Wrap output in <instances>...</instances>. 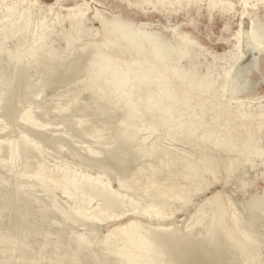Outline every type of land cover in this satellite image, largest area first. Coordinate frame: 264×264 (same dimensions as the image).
<instances>
[{"label": "bare ground", "instance_id": "bare-ground-1", "mask_svg": "<svg viewBox=\"0 0 264 264\" xmlns=\"http://www.w3.org/2000/svg\"><path fill=\"white\" fill-rule=\"evenodd\" d=\"M4 1L5 0H2L1 2ZM26 1L27 0H21V3ZM203 1L204 0H122V2L128 3L130 7L142 12V14H146L148 10H152L159 14H163L167 20L170 19L173 14H177L181 9H186L187 13H189L190 11L187 10L189 6H198V4ZM34 2L31 1L30 4L37 3V1ZM240 2L244 6L241 18L250 19V36L248 35L250 43L254 44V46L262 44L261 40L264 37V24H261V21L258 20L260 17L258 18V16L261 12H264V0H240ZM207 8L208 12L217 13L225 17L228 12L232 11L233 4L220 0H208ZM33 11V7H29L23 14L17 12L19 14H17L19 19L17 22L15 21L16 18L15 20L13 19L15 23L13 20L11 23L7 20L6 23L1 24V19L0 35L1 37L3 36L1 41L16 39L18 34H22L20 36L25 38L24 40L22 39L25 41L28 34H30L29 28L31 24L34 25L32 23V17L34 16ZM3 13V18H11L10 16L12 14L16 16V9L14 6L6 7ZM95 18L101 21L103 39L101 44L95 45L96 48L93 47L92 52L90 51L92 53L90 56V67L94 74L92 77H99L101 82L100 86L94 89V92L91 91L94 100L104 97H109L112 100L121 98L124 100L121 105L123 110L127 111L128 114L130 112H136L135 115L138 114L146 118L151 116V111L154 110L162 113L163 121H168L170 119L174 120L176 116L179 121L170 129V136L173 143L182 142L186 139L198 138L201 141L212 143V145L216 147L215 153L212 151L214 154L210 153L209 157H205L206 160L201 158L202 161L199 163L192 160L191 156L184 155L182 162L176 165L173 163L174 161H169L168 158L171 156L169 151L178 155L179 152L166 147L163 139H157L155 143L153 142L154 145L150 142L153 147L151 145L152 148L149 152V146L146 147L149 159L154 158L155 155L158 157L159 155L165 156L169 154L168 158L166 157L167 155L165 157L170 163H173V165L175 164L174 168H172L170 163L166 162L165 159L164 171L160 173L152 172L150 170L152 165H149L150 168L148 167L149 169L147 168V170L151 171L150 174L148 173L147 175L146 173L144 176L137 179V176L143 171V168H145L143 166V168H140L138 172H136V175H134L130 181L119 178V188L113 189L111 184L106 182L107 171L113 169L116 165L117 167L120 166L123 171L126 165L125 160H119L116 157L117 154H112V156H108L109 158L103 160L99 157L101 156L100 153L90 150L89 154H87L88 159L79 156L74 157L73 159H75V161L73 160L71 163L63 164L57 161L53 167H49L44 163H37L33 166L32 163L28 162L29 153L35 149L34 147L37 146L38 143L34 141H32V143L29 142L27 136L24 135L23 138L26 139L23 140L19 138V140L11 141L5 136L0 135V146L6 145L8 147L12 155L10 164H13L15 168L18 169L16 173H18L21 179L34 171L31 176L35 181L33 183L34 187L37 188V186H41L44 189L42 190L46 193L55 190H63L62 193L67 199L74 200L75 208H73V210L75 211V217L89 224L88 226L92 225L94 234L98 231L97 225L100 226V224H105V222L113 225V229L111 228L112 230L104 236L103 241L101 238L100 239L106 246L107 253H104H106L108 258L113 259L114 263L163 264L167 261L173 264H217L218 256L216 252H214V248L208 247L210 248L208 251L200 250V246L210 243L208 242L210 239L206 241L205 238L204 242L206 241L207 243L202 241L203 244L199 241L201 243V245H199L200 243H195V238H193L195 240L194 242L191 240V237H195L192 236L194 233L189 232L185 238L183 237L184 241H178L179 232H174L170 229L172 224L169 221L176 213L184 211V208L187 207L196 196L203 194L210 186L220 182L217 176L220 170H225L228 175V180L230 176L241 167V163L244 162L245 159L248 160V158L254 154H264V146L261 145L262 148H259V142L264 139V106L260 103L259 106L255 107L250 102L244 99L241 100L240 98L241 95L247 94V89L251 90L256 88L253 87L251 77L249 78V76H251L252 70H258L260 59L255 57V59L251 60V63L249 62L250 64L245 67L246 71H244L246 75L243 73L242 69V74L245 76L244 89L240 86H236L233 79V73H235L243 54L240 49V41L244 32L243 23L240 24V29L236 31L234 35L236 42L230 48V52L221 60L222 63L219 64V57L212 56L213 61L210 62L206 56L208 54H206V49L199 47L198 43L194 41L189 34L190 31L187 32L179 29L180 25L178 24L170 25L169 28L167 27L165 33L164 31L147 27L148 25L145 23H137L136 20L132 18H125L120 15H113L110 18H106L98 11L95 14ZM85 19L86 12L82 9V6H77L70 8L68 15L65 16L64 19L58 20L59 23L69 21L73 28L70 34H60V36L67 38V47L72 46L74 43V39L82 28ZM45 24H35L34 32H31L32 45L30 48L33 49L32 54L36 53L35 55H37L34 49L44 50L52 43L49 39L51 31L47 33L48 27L46 28ZM169 29L170 32L168 31ZM22 43L24 44L26 42ZM87 47H83L84 50ZM51 49L52 51L44 50V53L45 51L48 52L47 56L53 58L58 52L54 53L56 50L53 48ZM43 50L41 51L42 53ZM22 57L24 56L23 54L21 55V53L15 56L17 61H21ZM186 60L188 61L187 64H185ZM242 68L244 67L242 66ZM239 74L241 75V73ZM248 86L249 88H247ZM95 87H97V85ZM263 97L257 98L262 99ZM0 100L2 99L0 98ZM106 103L108 104V102ZM131 115H127L128 117L124 122L122 121L123 123L118 130L120 132L119 140H122L123 144L128 143L132 138H138L137 135L134 136L131 133V130H133L132 128L135 126L132 120L133 116ZM153 118L154 117H152V119ZM150 119L151 118L147 119L149 122L141 129L150 130L155 134L156 125L155 122ZM21 120L29 122L37 127L41 126L43 129H48L51 125L50 123L38 125L39 123L37 120L30 117L29 114L22 116ZM159 125L161 126V123ZM162 126L164 127V125ZM135 133L138 132L135 131ZM41 140L50 144H54V142L56 144H61V142L66 141L63 135L57 134L56 130L53 131V134L48 138H41ZM40 142L42 141L39 140V144ZM104 143L105 142L100 143L101 147H105ZM260 144H263V142ZM231 149L234 153L233 158L230 157V159L226 156V159L218 157L219 155L217 156V152L229 151L230 153ZM110 153H112V151ZM171 157L173 159L175 156L172 155ZM18 158L19 161L17 160ZM61 158L62 157L58 156L57 159ZM78 159L80 162H78ZM180 160L181 158L179 157V161ZM210 160H213L214 163L212 162L213 164H211L208 162ZM235 160L237 162H234ZM5 161L8 162L9 160L6 159ZM14 161L17 162L15 163ZM93 171L98 172L97 175L99 174V177H93ZM209 177H214V182H209ZM182 181H184V185ZM132 190H134V195H136L133 198L130 197V192ZM72 207L70 209H72ZM196 208L195 213L191 214L192 221H195L193 222L196 224V227H204V225L208 227L210 225L213 231L220 227L230 236L228 239L229 242L231 239L232 242L234 241L235 244L238 246L240 245L239 240H241V237L238 229L241 225H239L237 229L235 217H231L230 219L229 217L227 218L229 208L224 202L221 193H217L204 200L198 204ZM220 228L218 229L220 230ZM208 232L210 234V230H208ZM214 232L216 233V231ZM77 235L80 234L78 233ZM210 236L211 235H209V237ZM81 237L84 239V243L89 246L93 243L88 237L84 235ZM252 237L251 235V238ZM243 239L247 242L251 240L247 236H244ZM4 244L6 245V242H4ZM253 244H251V246ZM207 246H209V244H207ZM206 247L204 249H206ZM240 248L242 254L249 256L248 248ZM252 254H254V252ZM245 259L246 258H244V261ZM108 260L110 261V259ZM252 261L254 262V259ZM252 261L250 263H252Z\"/></svg>", "mask_w": 264, "mask_h": 264}, {"label": "rangeland", "instance_id": "rangeland-1", "mask_svg": "<svg viewBox=\"0 0 264 264\" xmlns=\"http://www.w3.org/2000/svg\"><path fill=\"white\" fill-rule=\"evenodd\" d=\"M1 1V24L6 23L7 20L11 23L15 18L17 22L19 19L18 15L23 14L29 7H33L34 10V16L32 17L34 25L31 24L29 28L30 34L26 37L30 44L26 40L23 41L25 38L20 36L22 34H18L16 39L11 41L9 39L1 41L3 36L1 37L0 35V43H2L0 44V98L2 99L0 100V135L11 141L19 140V138H22V140L26 139L23 138L25 135L29 142L38 143L34 147L35 149L29 153L28 162L32 163L33 166L37 163H44L49 167H53L57 161L63 164L71 163L73 160L75 161L74 157L79 156L88 159L87 154H89L90 150L100 153L101 156L99 157L103 160H106L105 158H109L108 156H112V154H117L116 157L119 160L126 161L125 169L123 170L126 173L122 171L120 166L117 167L116 165L113 169L107 171L106 182L110 183L113 189H118L121 178L130 181L143 166L145 167L143 168L144 173L142 171L137 176V179L146 173L147 175L148 173L150 174L151 171L155 173L164 171L165 159L166 162L172 160L170 162L174 161L173 163L179 165L184 159V155H187L199 163L202 159L206 160L210 153L214 154L216 151V147L212 143L201 141L198 138L173 143L170 129L179 121L176 116V121L174 118V120L163 121L162 113L154 110L151 111L152 115L146 118L138 114L135 115L136 112H130L133 115L128 114L127 111L122 109L121 105L124 100L121 98H117L118 101L109 97L94 100L92 92L100 86L101 82L99 77V79L92 77L94 74L90 67V56L92 55L93 47L101 44L103 39L101 21L95 18V14L98 11L106 18L120 15L125 18H132L137 23H145L148 25L147 27L164 32L170 25L178 24L180 25L179 29L190 31L189 34L198 43L199 47L206 49V54L208 53L206 56L210 62L213 61L212 56L219 57V64L222 63L221 60L230 52V48L236 42L234 35L240 29V24L243 23L244 32L242 34V42L240 41V49L243 54L236 68L237 71L235 70V73H233L234 84L243 88L245 76L242 74V69L244 73L246 71L245 67L251 63V60L258 57L260 59L259 68L258 70H252V74L249 76L253 87L256 88L247 89V94L241 95L240 98L250 102L255 107L259 106L260 103L264 106V37L261 40L262 44L254 46V44L250 43V39H248L250 36V19L241 18L244 6L240 0H220L233 4L232 11L228 12L225 17L217 13L208 12V0H204L198 6H189L187 8L190 11L189 13H187L186 9H181L168 20L163 14L152 10L142 14V12L130 7L128 3L122 2V0H27L24 3H21V0ZM31 1H37V3L30 4ZM13 6L16 9L18 18L13 16V14L10 16L11 18H3L5 8ZM77 6H82V9L86 12V19L82 25L83 29H80L72 46L67 47V38L60 36V34H70L73 28L69 21L59 23L58 20L64 19L68 15L70 8ZM258 18L261 24H264V12H261ZM41 23H46V28L48 27L47 33L51 31L49 39L52 43L44 50L52 51L51 48L55 49L54 53H58L53 58L48 57V52L45 51V54L43 49H34L37 55H35L36 53L32 54L33 49L30 48L32 45L31 36L34 32L35 24ZM168 31L170 32V29ZM22 42H26L24 43L25 45ZM83 47H87L85 48L86 53ZM42 50L43 53L41 52ZM15 53L23 54L24 57H22L21 61L16 60L15 56L17 54ZM187 63L188 61L186 60L185 64ZM244 74L246 75V73ZM96 85L97 87H95ZM257 97L263 98L258 99ZM26 114L37 120L38 125L49 123L51 125L48 129H43L41 126L37 127L21 120V117ZM127 115L133 116L132 120L135 123V129L133 127L131 133L134 136L137 135L138 138H132L128 143L123 144V141L119 140L120 132L118 130L128 117ZM152 117L154 118L152 119ZM148 118L155 122V134L150 130L141 129L149 122ZM160 123L164 127H161ZM55 130L57 134L63 135L66 141L61 142V144H56L55 142L50 144L41 140V138H48ZM135 131L138 133H135ZM157 139H163L165 146L178 151L179 155L169 151L171 156H175L173 157L174 160L171 156L168 158L169 154L165 155L169 161L164 155H159L158 157L160 158L155 155L152 158L153 160L149 159L147 154ZM39 140L42 141L40 144ZM98 142H105V147H101ZM150 142H154L153 145ZM262 142L263 144H260ZM259 145L260 149L264 146V139L259 142ZM0 147V197L2 198H0V264H65L67 262L69 264H116L113 259L108 258L106 246L102 243L104 236L113 229V225L111 223L107 224V222L100 224V226L97 225L98 231L94 234L92 225L88 226L89 224L75 217V211L73 210L75 208L74 200L67 199L62 193L63 190L46 193L41 186H39L40 188L38 186L37 188L34 187L33 183L35 181L31 177L34 171L21 179L16 173L18 169L13 164H10L12 155L8 147L6 145ZM146 147H148V152H146ZM111 151L112 153H110ZM228 153L229 151L217 152V156L233 158V150L231 149L230 153ZM58 156L62 158L57 159ZM179 157L181 158L180 161ZM90 158L96 159L94 157ZM6 159L9 161L6 162ZM17 160L19 161V158ZM14 162L16 163L17 161ZM78 162H80L79 159ZM208 162L214 163L213 160ZM234 162L237 161L235 160ZM173 163H170L172 168L175 166ZM149 165H152V168ZM148 167L151 171L147 170ZM239 168L228 180L225 170H220L217 175L220 182L213 184L203 194L196 196V199L194 198L184 208V211L176 213L169 221L172 224L170 229L174 232H179L178 241H184L185 236L189 232L194 233L192 236L195 237H191V240L194 242L193 238H195V243L197 244L204 242L205 238L206 241L210 239L211 241L208 240L210 243L204 242L209 244V246L203 244V242V245L199 244L201 245L200 250L208 251V249L214 248V252L218 256L217 264H264V154L251 155L248 160L245 159L241 163ZM93 172V177H99V174L97 175L98 172ZM208 181L214 182V177H209ZM182 184L184 185V181H182ZM130 193L131 198L136 196L134 195V190ZM217 193L222 194L224 202L229 208L227 218L235 217L237 229L241 225L238 229L241 237L239 246L248 248L249 256L242 254L240 252L241 248L234 241L232 242L230 239L229 242L230 236L222 228L218 227L220 230L216 228L214 230L216 231L215 233L211 230L210 225L208 226L210 229L207 225H204V227L197 226V228L195 221H192L191 214L195 213L198 204ZM71 207L72 209H70ZM207 229L210 230V234ZM78 233L80 235H77ZM250 234L255 237L251 238ZM82 235L91 239L93 243L90 246L84 243ZM209 235L211 236L209 237ZM244 236L254 241H244ZM4 242H6V245ZM251 244L253 245L251 246ZM204 246L206 249H204ZM253 252L254 254H252ZM244 258H246L245 261ZM251 258L252 260L254 259V262ZM250 260L252 263H250ZM163 264L173 263L166 261Z\"/></svg>", "mask_w": 264, "mask_h": 264}]
</instances>
